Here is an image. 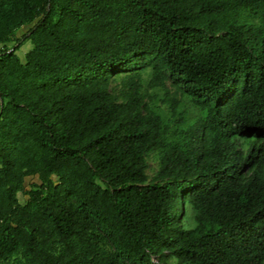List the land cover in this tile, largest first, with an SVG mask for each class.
<instances>
[{"label":"trees","instance_id":"1","mask_svg":"<svg viewBox=\"0 0 264 264\" xmlns=\"http://www.w3.org/2000/svg\"><path fill=\"white\" fill-rule=\"evenodd\" d=\"M169 258L264 264V0H0V264Z\"/></svg>","mask_w":264,"mask_h":264},{"label":"rangeland","instance_id":"2","mask_svg":"<svg viewBox=\"0 0 264 264\" xmlns=\"http://www.w3.org/2000/svg\"><path fill=\"white\" fill-rule=\"evenodd\" d=\"M27 29H23L21 32H19L17 35L21 36L22 32L24 33ZM31 43L29 41H26L21 48L19 49V51L17 52V55L19 57H21L22 59L24 58V55L26 54V52H28L31 49ZM144 79L148 80L149 76L147 74L144 75ZM162 93L159 94V97L162 98ZM186 101V99L184 100V102ZM156 104L158 106H160L159 111L166 113V110L164 108V106L161 104L160 100H156L155 101ZM188 111H189V116L190 117H194V115L196 114V110L194 111V109L191 107V105L189 104L188 106H186ZM148 165H149V169L147 171V174L149 175V177H151L153 175V173L156 171L157 169V160L155 157L151 156L148 160ZM185 218L182 219V221H184V224L186 225L185 227L189 228L191 226H193V221H192V217H193V211L189 208L186 207L185 209ZM154 263H157V259L153 258L152 259ZM167 264H176V260L173 258H169L167 261Z\"/></svg>","mask_w":264,"mask_h":264}]
</instances>
